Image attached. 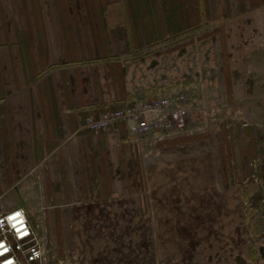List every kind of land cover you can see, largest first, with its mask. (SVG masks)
Here are the masks:
<instances>
[{
  "label": "crops",
  "instance_id": "obj_1",
  "mask_svg": "<svg viewBox=\"0 0 264 264\" xmlns=\"http://www.w3.org/2000/svg\"><path fill=\"white\" fill-rule=\"evenodd\" d=\"M259 18L264 0H0V212L24 207L49 249L65 254L75 246L56 240L64 211L150 196L147 177L143 189L133 184L143 185L154 161L125 140L126 124L94 133L79 130L81 120L122 105L137 83L150 85L151 73L164 87L202 68L224 70L222 52L208 43L213 30L222 26L226 37L234 25L240 36ZM185 82L196 87L194 75ZM194 117L201 122L195 134L163 137L155 154H203L213 140L224 144L228 118ZM259 125L232 127L247 154Z\"/></svg>",
  "mask_w": 264,
  "mask_h": 264
},
{
  "label": "rangeland",
  "instance_id": "obj_2",
  "mask_svg": "<svg viewBox=\"0 0 264 264\" xmlns=\"http://www.w3.org/2000/svg\"><path fill=\"white\" fill-rule=\"evenodd\" d=\"M259 21L246 32L241 29L240 36L231 32L234 25L228 26L226 37L222 26L215 28L208 43L218 46L227 67L188 74L180 81L191 84L185 80L194 75L196 87L174 92L189 96L192 115L228 118L223 123L230 133L219 138H225L224 144L213 140L203 154H148L146 160L154 163L142 173L143 185L133 188L143 189L147 177L150 196H116L64 211L56 240L75 248L65 254L51 249L42 264H68L53 257L60 259L70 250L72 264H264V122L258 119L264 115V18ZM158 70L159 78L166 74ZM149 76L150 85L137 83L135 93L156 95L173 89L158 85L157 73ZM201 81L207 85L201 87ZM195 120L183 134H195L193 127L201 123ZM255 124H260L259 134L248 137L252 149L247 154V145L245 152L238 147L242 140L232 127H243L235 128L241 132Z\"/></svg>",
  "mask_w": 264,
  "mask_h": 264
},
{
  "label": "built area",
  "instance_id": "obj_3",
  "mask_svg": "<svg viewBox=\"0 0 264 264\" xmlns=\"http://www.w3.org/2000/svg\"><path fill=\"white\" fill-rule=\"evenodd\" d=\"M180 79L182 77L168 83L173 87L170 92L148 95L134 91L122 105L85 116L79 130L98 133L120 122L125 123V140L137 144L142 156L146 158L148 154L157 151L163 137L178 135L188 129L192 119L189 96L185 92H174L191 88L181 85ZM199 116L213 117L205 113ZM49 250L46 238L37 234L24 208L16 207L0 212V264H42L49 256ZM71 256L72 253H67L62 258L57 256L60 259L53 257V260H67L68 264H72Z\"/></svg>",
  "mask_w": 264,
  "mask_h": 264
}]
</instances>
